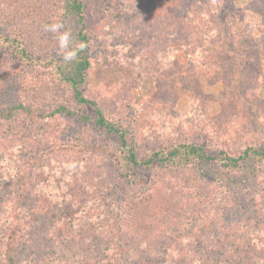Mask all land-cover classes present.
Listing matches in <instances>:
<instances>
[{"label": "trees", "instance_id": "1", "mask_svg": "<svg viewBox=\"0 0 264 264\" xmlns=\"http://www.w3.org/2000/svg\"><path fill=\"white\" fill-rule=\"evenodd\" d=\"M21 1L23 4L16 5L13 0H0V44L12 48L11 52L30 67L42 63L54 73L53 83L36 80L28 84L26 93L25 83L18 86L7 77L0 81V123L8 126L5 136L0 130V142L14 135L24 139L22 145L32 137L39 145L21 160L17 174L8 176L12 188L2 194L3 201L10 203L11 221L3 227L0 264H22L24 252L40 250L48 237L38 228L46 226L43 221L50 216L47 194L33 182L45 173L39 162L47 155L62 153L90 158L87 165L73 164L74 173L66 185L67 200L62 209H54L60 221L57 239L66 246L79 244L83 253L79 264H126L137 253L129 248V240L139 245L138 264H264V140L236 153L214 148L206 141H181L139 155L131 127L108 114L86 93L96 54L87 28L85 0H55L46 16L43 13L49 4L45 2L44 10L41 7L45 0ZM3 8L12 10V17ZM56 19L72 31L76 42L85 45L71 64L64 63L62 57L43 58L40 53H44L46 42L35 47L34 38L44 30L43 25ZM49 38L55 40L52 33ZM62 83L70 87L72 105L46 101L53 85ZM32 90L38 98L30 97ZM41 102L42 106H36ZM63 117L72 124L56 126L61 137L50 146L47 133L43 129L35 132V127ZM20 119L28 123H18L15 128ZM51 129L48 134L54 136V127ZM182 170H191V177H185L182 184L176 181L182 192L194 191L188 202L200 210L193 212V227L179 231L195 232V240L185 235L168 237L177 224L171 220L163 224L158 217L163 199L159 191L167 183L165 172ZM148 207L155 209L154 218L141 214ZM82 208L87 213L77 220ZM176 215L174 212L172 218ZM145 226L155 229L156 236L146 234ZM217 232H222V237H216Z\"/></svg>", "mask_w": 264, "mask_h": 264}, {"label": "rangeland", "instance_id": "2", "mask_svg": "<svg viewBox=\"0 0 264 264\" xmlns=\"http://www.w3.org/2000/svg\"><path fill=\"white\" fill-rule=\"evenodd\" d=\"M13 1L16 5L23 4L21 0ZM54 1L42 2V10L48 6L43 13L45 16L49 15L47 12ZM45 2L49 5L45 6ZM2 10L12 17V10ZM85 12L96 54L86 93L108 114L122 118L131 127L139 155L181 141H206L214 148L232 153L246 145L263 142L264 0H85ZM49 37L50 32L40 30L34 38L35 47L41 48L46 42L42 47L44 53H40L42 57H61L57 55V43ZM11 51L9 46L0 44V81L7 77L12 83L17 81L18 86L25 83V93L28 84L36 80L53 83L52 67L42 63L30 67V63H23ZM39 62L42 60H37ZM53 88L46 101L72 105V93L67 84L53 85ZM30 97L39 95L32 90ZM41 103L36 106H42ZM20 120L14 126L28 123ZM71 124L69 118L63 117L48 125L37 124L35 132L44 130L51 146L61 137V133L55 131L56 126ZM53 127L55 135L50 136L48 133ZM7 128L0 123L3 136ZM11 136L0 142V255L3 227L11 221L10 203H5L2 196L12 188L8 176L17 174L21 160L32 154L31 149L38 145L36 137L31 136L22 145V137ZM27 150L29 153L25 156ZM89 159L62 153L47 155L39 162L45 173L34 179L33 186L44 188L51 211L43 221L46 226L38 225V228L48 237L41 249V245L38 247L40 250L24 252L22 264L81 262L79 255L83 253L79 244L66 246L61 238L57 239L60 221L54 209L57 206L62 209L67 200L66 185L74 173L73 166L76 163L87 165ZM189 174L191 170L165 172L167 183L159 191L163 198L159 222L165 224L171 220L177 224L168 233L171 238L185 235L196 239L195 232L179 231L193 227V212L200 210L198 205L193 207L188 202L194 191L188 194L181 191L184 178L191 177ZM176 180H181V184ZM155 212L148 207L141 214L154 218ZM174 212L179 216L172 218ZM86 213L82 208L75 218L81 220ZM142 229L150 236L157 234L151 227ZM215 236L222 237V232ZM129 241V248L136 249L137 253L126 264H138L135 260H140L139 245Z\"/></svg>", "mask_w": 264, "mask_h": 264}, {"label": "clouds", "instance_id": "3", "mask_svg": "<svg viewBox=\"0 0 264 264\" xmlns=\"http://www.w3.org/2000/svg\"><path fill=\"white\" fill-rule=\"evenodd\" d=\"M43 29L53 34L58 45L57 55L62 57L64 63L71 64L77 61L79 52L85 45L74 40L72 31L66 28L62 20L56 19L51 23H46Z\"/></svg>", "mask_w": 264, "mask_h": 264}]
</instances>
